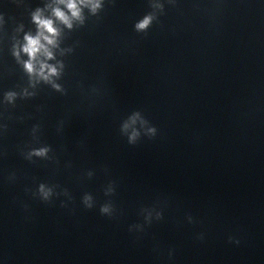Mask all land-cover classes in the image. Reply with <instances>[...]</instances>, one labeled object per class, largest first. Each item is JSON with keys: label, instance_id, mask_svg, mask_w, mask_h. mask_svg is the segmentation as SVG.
Wrapping results in <instances>:
<instances>
[{"label": "water", "instance_id": "95a60500", "mask_svg": "<svg viewBox=\"0 0 264 264\" xmlns=\"http://www.w3.org/2000/svg\"><path fill=\"white\" fill-rule=\"evenodd\" d=\"M0 264H264V0H0Z\"/></svg>", "mask_w": 264, "mask_h": 264}, {"label": "clouds", "instance_id": "9594fccd", "mask_svg": "<svg viewBox=\"0 0 264 264\" xmlns=\"http://www.w3.org/2000/svg\"><path fill=\"white\" fill-rule=\"evenodd\" d=\"M69 8L73 10V14L76 15L78 14L75 8V4L74 3H70L69 4ZM57 15H60L59 12H57ZM63 18V17H62ZM38 23L41 24L42 27L48 28L49 31H52V29L49 27L50 22H45V21H39V19L37 18ZM149 20L148 18H146L144 21H142L140 24L137 25L138 28H144L147 26ZM41 35H43V33L41 32ZM45 39H48L47 37H44ZM28 40V45L25 47V51L29 53L30 56H34L36 54V52L42 48L43 46L40 45L39 43V38H31L28 37L26 38ZM49 43H52V41H49ZM45 53L47 55H51V53L47 52V49H45ZM30 67V65H29ZM54 71V69L52 70ZM104 211H106V209H104Z\"/></svg>", "mask_w": 264, "mask_h": 264}]
</instances>
